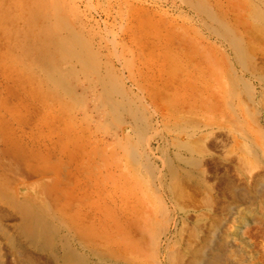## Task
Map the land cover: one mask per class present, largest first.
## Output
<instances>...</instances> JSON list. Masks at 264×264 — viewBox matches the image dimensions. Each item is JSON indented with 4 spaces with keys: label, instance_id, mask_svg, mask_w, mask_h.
Returning <instances> with one entry per match:
<instances>
[{
    "label": "bare ground",
    "instance_id": "1",
    "mask_svg": "<svg viewBox=\"0 0 264 264\" xmlns=\"http://www.w3.org/2000/svg\"><path fill=\"white\" fill-rule=\"evenodd\" d=\"M259 2L258 30H214L220 44L206 49L205 78H196L194 95L183 101L192 111L181 107L197 124L191 132L182 128L185 139L179 136L184 140L176 141L175 155L158 153L167 148L165 139L156 148L148 137L142 153L131 147L105 191L111 196L102 189L69 190L64 146L42 141L33 129L0 126V264H228L237 240L250 243L247 260L264 264L248 232L251 225L264 228V0ZM163 114L162 120L172 116ZM156 121L147 123L152 128ZM230 145L233 159L223 155ZM191 189L203 194L199 206ZM227 195L234 198L228 202L233 221H240L223 231L221 220L209 230L208 219Z\"/></svg>",
    "mask_w": 264,
    "mask_h": 264
},
{
    "label": "rangeland",
    "instance_id": "2",
    "mask_svg": "<svg viewBox=\"0 0 264 264\" xmlns=\"http://www.w3.org/2000/svg\"><path fill=\"white\" fill-rule=\"evenodd\" d=\"M259 1L0 0V126L33 129L42 141L64 146L69 190L104 195L131 147L142 153L147 141L158 148L165 139L169 148L158 153L175 155L182 128L197 124L182 114L196 78H205L206 49L220 44L214 30H258ZM160 112L172 116L162 120ZM149 120L159 124L151 128ZM226 149L223 155L237 156ZM194 190L199 206L203 194ZM233 199H222L209 230L221 220L223 231L240 221L228 209ZM251 231L264 259V228ZM248 247L237 240L228 264H252Z\"/></svg>",
    "mask_w": 264,
    "mask_h": 264
}]
</instances>
